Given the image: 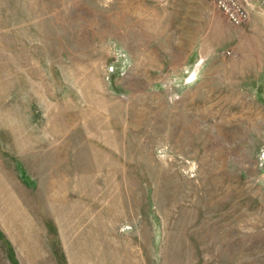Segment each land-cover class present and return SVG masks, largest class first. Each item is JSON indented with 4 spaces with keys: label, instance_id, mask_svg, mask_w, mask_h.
Listing matches in <instances>:
<instances>
[{
    "label": "rangeland",
    "instance_id": "rangeland-1",
    "mask_svg": "<svg viewBox=\"0 0 264 264\" xmlns=\"http://www.w3.org/2000/svg\"><path fill=\"white\" fill-rule=\"evenodd\" d=\"M0 264H264V8L0 0Z\"/></svg>",
    "mask_w": 264,
    "mask_h": 264
},
{
    "label": "built area",
    "instance_id": "built-area-1",
    "mask_svg": "<svg viewBox=\"0 0 264 264\" xmlns=\"http://www.w3.org/2000/svg\"><path fill=\"white\" fill-rule=\"evenodd\" d=\"M212 4L233 26H242L248 22L251 9L264 8V0H205ZM229 54V53H228Z\"/></svg>",
    "mask_w": 264,
    "mask_h": 264
}]
</instances>
